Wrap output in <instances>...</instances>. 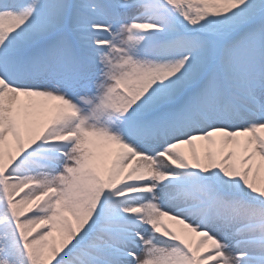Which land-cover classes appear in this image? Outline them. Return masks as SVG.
Instances as JSON below:
<instances>
[{
	"label": "snow or ice",
	"instance_id": "6c2138e0",
	"mask_svg": "<svg viewBox=\"0 0 264 264\" xmlns=\"http://www.w3.org/2000/svg\"><path fill=\"white\" fill-rule=\"evenodd\" d=\"M0 264H264V0H0Z\"/></svg>",
	"mask_w": 264,
	"mask_h": 264
}]
</instances>
